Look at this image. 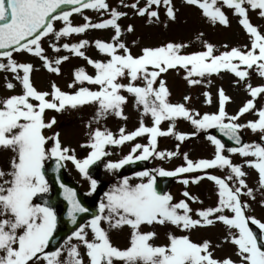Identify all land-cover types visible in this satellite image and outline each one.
<instances>
[{"label": "snow or ice", "instance_id": "obj_1", "mask_svg": "<svg viewBox=\"0 0 264 264\" xmlns=\"http://www.w3.org/2000/svg\"><path fill=\"white\" fill-rule=\"evenodd\" d=\"M183 3L200 9L202 16L213 26L218 23L225 28L230 26V21L222 9L232 10L249 36L250 46L244 49L232 47L217 54L211 43L203 42V50L185 54L183 50L187 44L167 42L157 47L142 48L141 54L134 56L130 47L121 40L125 31L132 33L135 30L132 25L122 29L119 23L128 13L110 7L107 0H0V72L11 73L22 89V94L0 99V150L11 153L7 168H0V264H85L80 247L85 249L88 264H236L231 258H214L210 250L213 246L208 240L197 243L190 239V235L175 236L169 232L168 244L156 246L152 243L156 232L142 231V226H172L190 233L197 228L214 226L217 222L225 226L227 236L222 242L235 247L239 264H264V222L248 214L251 204L244 199L255 200L256 190L246 183L248 174L243 166L234 164L230 156L224 155L228 152L254 158L245 163L258 173V190L264 193V144L243 143L240 135L241 131L249 129L253 133L259 132L261 141H264V107L256 108L257 99L264 100V85L246 83L250 99L235 115L227 113L226 104L230 97L220 88L217 112L201 115L185 106L190 96L184 97L185 103H171L166 81L161 78L169 70H183V79L192 87L201 85L205 77L227 72L245 82L249 80L248 70L254 66L256 74L264 78V34L251 23L248 15L249 10H259V16L264 18V0H183ZM120 6L132 9L135 15L146 18L148 24L162 22L161 8L168 20L174 22L176 19L173 0H146L143 6H139V0L133 3L121 0ZM85 10L106 13L109 18L94 23L91 17L84 15ZM74 14L82 17V25H73L71 18ZM57 21L62 25L59 29L54 26ZM89 30H112L114 34L110 41L97 39L90 43L82 39L68 42L69 38L82 36ZM62 39L65 42L61 44ZM45 43L52 52L67 54L50 58L46 54ZM89 47H94L107 59H92L85 51ZM223 47L228 48L227 45ZM14 54L38 58L42 67L56 76L61 75L62 64L76 57L84 60L95 74L89 75L84 67H76L73 80L68 85L76 91H62L52 82L50 92H41L31 80L33 64L18 61ZM124 80L127 83H123ZM85 84L97 86L98 90L84 87ZM4 87L11 91L15 85L5 77ZM203 95L210 105V93L204 92ZM129 96L134 98L138 110L142 108V117H151L152 126H146L141 119L139 127L130 133L120 128L118 137L111 131L97 128L89 133V142L81 145L90 149L82 160L77 159L73 149L62 145L59 133L49 137L44 135L45 129H52L56 124L55 117L46 121L48 110L63 113L68 109L95 105L96 123L109 114L127 120L124 105L128 103ZM248 113L258 119L237 123ZM178 119L189 122L196 133L177 132ZM164 121L170 122L167 130H161L160 125ZM209 129H217L237 147L226 148L220 139L209 134L206 139L214 146L213 159L193 161L185 153L183 160L186 166L172 171L159 168L154 170L155 175L150 171L140 172L141 182L136 184L128 178L123 179L100 202L98 215L87 224L77 226L74 235L63 246L57 245V250H51L57 231V213L47 200L42 204L34 202L36 197L50 192L45 179V161H56L57 171L64 162L70 161L85 179L90 180L91 194L97 190L98 182L91 179L89 169L112 154L106 151L107 147H122L138 137L148 138L146 145L136 143L126 157L106 164L109 172H115L138 161L150 158L170 160L180 154L178 149L158 151L159 137L172 136L183 143L201 131L207 133ZM49 140L53 142L51 145ZM210 169H227V172L221 178L209 173ZM186 173L201 175L191 180L181 179L179 182L185 186L203 180L214 184L218 197L216 206L194 212L187 201L201 204L203 201L188 191L182 193L186 200L173 203L171 194L157 190L158 176L180 177ZM60 187L64 190V199L71 206L68 217L73 225H77L78 214L86 213L88 209L81 205L74 191L63 184ZM261 206L264 207V202ZM193 214L197 218H193ZM105 223L107 229L102 227ZM250 224L255 225L259 233L254 232ZM125 227L130 230L129 244L120 249L112 244L109 231ZM86 229L90 230L91 240ZM72 239L77 243H71Z\"/></svg>", "mask_w": 264, "mask_h": 264}, {"label": "rangeland", "instance_id": "obj_2", "mask_svg": "<svg viewBox=\"0 0 264 264\" xmlns=\"http://www.w3.org/2000/svg\"><path fill=\"white\" fill-rule=\"evenodd\" d=\"M121 0H107L110 7L117 8L118 11L127 12L128 15L123 17L119 23L122 29L126 28L127 25H132L134 27V32L127 33L121 37V40L125 42L131 49L134 56L141 54V49L145 47H157L161 46L167 42L184 43L188 47L183 51L185 54H191L193 52H198L203 50V42L211 43L219 52L230 50L232 47H239L244 49L245 46H250L249 36L245 33L242 27L238 23V17L233 14V11L224 7L222 10L225 12L226 16L230 21V26L225 28L220 26L218 23L213 26V24L207 20V18L202 16V12L196 6H188L183 3V0H173V5L176 10L175 21L168 20L164 15V9H159L161 23L148 24L146 18L139 17L135 15L134 11L130 8H124L120 6ZM125 3H133L135 0H124ZM146 0H139V6H143ZM84 15L91 17L92 22H102L104 19H108L109 16L106 13H96L93 11L85 10ZM249 18L254 26H257L262 34H264V18L259 16V10H249ZM74 26H79L84 23L82 17L78 14H74L71 18ZM167 25V27H165ZM59 29L62 25L61 22L57 21L54 25ZM203 33V35H200ZM112 30H89L82 36H74L68 39V42L75 43L82 39H87L90 43L97 39L102 41H110L113 36ZM54 42V41H53ZM65 40H61V44ZM227 45L228 48L225 49L223 46ZM46 49V54L50 58H56L57 55L63 56L67 53L61 52L56 54L51 51L48 43L44 44ZM86 54L94 60H105V56L99 54L94 47H89L86 50ZM18 61L20 62H30L34 66V71L31 74V80L33 86L41 92L51 91V84H55L65 92H74L76 89L69 88V83L73 80V69L76 67H84L89 75H94V70L86 64V62L80 58L72 57L70 61L61 65L62 73L60 76L48 73L43 67L42 62L38 58H33L27 54H14ZM243 70V69H242ZM249 71V80L241 82L238 78H235L233 74L222 72L219 76L213 75L211 77H205L204 82L201 85L190 87L187 82L183 79V70H169L167 73L162 74V79L166 81V86L170 92L169 101L173 104L185 103L184 97L190 96L191 99L185 103V106L195 112L203 114L215 113L218 110V89L223 88L225 94L230 97V102L226 104V111L229 115H235L238 110L244 105V103L250 99L246 91V83L250 82L253 86L264 85V78L259 77L256 74L255 66ZM5 77L7 80L12 82L15 87L13 90L8 91L5 89ZM209 80L211 81L209 83ZM127 83V80L122 81ZM139 83V82H138ZM91 90H98L97 86L94 85H83ZM80 87L77 85V88ZM204 92H208L211 95L212 103L209 105L205 102ZM14 94H22V89L18 81L13 79L11 73L0 72V99H4ZM127 95V93H124ZM50 98V97H49ZM264 107V100L257 99L256 108L259 109ZM71 111V112H69ZM97 108L95 105H85L82 108L76 110L68 109L63 113H56L55 111H46L45 119L50 121L53 117L56 119V124L52 129H45L44 135L46 137L53 136L59 133L61 143L64 147H69L74 150V154L77 159H84L90 152V149L81 147V145L87 144L89 142V133L99 128L100 130L111 131L114 136L119 135V129L125 128L126 132H132L139 127L140 120L143 119L146 126L151 127L152 121L150 116H141L142 108L137 109L134 98L128 97V103L124 105V115L127 116V120L119 119L114 115L109 114L107 118L100 119L99 123L95 122V114ZM71 115L64 119V115ZM258 117L252 113L245 114L241 117L237 123L243 124L247 121H256ZM169 121H164L160 125L161 130H167L169 127ZM90 125V127H89ZM176 131L183 134H193L196 133L195 128L187 121H182L178 119L176 121ZM247 136V143H261L264 141L260 139V133H253L249 129H244L241 131ZM206 133L201 131L194 135L193 138L185 140L183 143L175 140L174 137H159L158 138V151L173 152L179 151V155L173 157L170 160H159L156 158H150L148 162L151 165V171L155 175L156 169L163 168L164 170L172 171L176 170L181 166H186L183 160V155L186 153L188 158L193 161H198L200 159H213L214 158V146L206 139ZM53 142L49 140V145ZM147 144V137H138L132 142L125 143L122 147H112L106 148V151L112 154L104 157L100 160L102 165L101 176L103 181L108 183V188L105 195L99 197V204L101 201L105 200L106 194L110 192L114 187L118 186L122 180H119L118 170L115 172H109L106 169V164L108 162H118L120 159L126 157L131 148L136 144ZM47 147V146H46ZM11 153L1 152L0 153V168H7L9 156ZM139 155V153H137ZM224 155L230 156V159L234 164H239L243 166V170L248 174L246 178V183L248 186L255 191V200H246V202L251 204V212L248 213L252 217H255L261 222H264V207L261 203L264 202V193L258 190V173L248 167L245 163L248 159L254 158H243L237 155H230L225 152ZM3 159V160H2ZM48 162L45 161L44 163ZM68 176L75 180L79 185L83 193H85L89 198L93 196L91 193L90 180L85 179L84 176L75 168V166L70 162L66 161ZM209 173L223 178L227 172V169L221 171L219 169H210ZM201 175V173H186L183 174L181 179H193L196 176ZM132 184L141 182L139 175L129 178ZM146 182V181H145ZM184 190L188 191L192 196L197 197L203 203H192L188 201L190 207L194 210H202L209 207H214L218 203V197L216 195V187L210 181L203 180L198 184H189L188 186L182 183H176L169 194L174 198L173 203L185 200L182 195ZM187 199V198H186ZM193 218L195 215L193 214ZM102 227L108 228V225L102 224ZM89 231V239H92V235ZM142 231H155L156 238L152 243L156 246H164L168 244V233L170 232L175 236L190 235V239L193 242L200 243L204 240H208L212 244L210 249L213 252V257L218 259L231 258L236 264H239V257L235 255V247L230 243H223L222 241L227 236V230L225 226L217 222L214 226L206 228H197L192 230L190 233L182 232L179 229L167 226H153L149 228L148 226H142ZM109 236L112 244L120 249H124L129 244L130 230L125 227L119 230H110ZM71 243L75 244L77 241L74 239ZM217 244L220 246L215 247ZM81 255L84 258L85 264H88L87 257L84 256L85 249L80 247Z\"/></svg>", "mask_w": 264, "mask_h": 264}, {"label": "water", "instance_id": "obj_3", "mask_svg": "<svg viewBox=\"0 0 264 264\" xmlns=\"http://www.w3.org/2000/svg\"><path fill=\"white\" fill-rule=\"evenodd\" d=\"M209 134L220 139L225 145L229 144V146L231 147H237V145H235L232 141L227 140V137L223 136L217 129L210 131ZM242 142L245 143V139L243 137ZM44 169L45 178L49 180L52 184L54 194L49 198H40L39 201L43 203L44 200H47L50 204L54 206V209L60 207L62 213L60 216H57V231L55 233V238L52 242V250V248H56L57 245H61L67 237L72 235L77 230V226H81L85 221L93 219L96 215H98L99 209L87 202L85 197L79 193L78 187L73 182L66 180L64 166L57 171L56 161L52 160L51 164ZM145 170L146 169L143 164L135 163L132 165L125 166L122 170L121 175L125 177ZM98 173L99 168L97 165L90 169V174L92 176H97ZM171 180L172 179L165 177L157 178V190L162 194H165L171 184ZM61 184H63L64 187L70 188L72 191H74L76 193V198L79 200L81 205L88 209L86 213L78 214L77 225H73L68 217V212L71 206L69 205L68 201L64 199L65 193L63 188L60 187ZM104 188L105 185L100 183L99 191L103 192ZM251 228L254 232L259 233V230L257 228L253 226H251Z\"/></svg>", "mask_w": 264, "mask_h": 264}]
</instances>
